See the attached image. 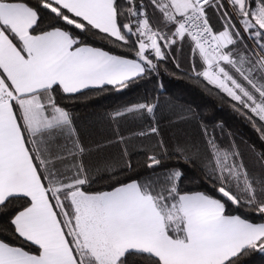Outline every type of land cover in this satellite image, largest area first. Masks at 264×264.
Returning a JSON list of instances; mask_svg holds the SVG:
<instances>
[{
  "label": "snow or ice",
  "instance_id": "obj_1",
  "mask_svg": "<svg viewBox=\"0 0 264 264\" xmlns=\"http://www.w3.org/2000/svg\"><path fill=\"white\" fill-rule=\"evenodd\" d=\"M0 264H264V0H0Z\"/></svg>",
  "mask_w": 264,
  "mask_h": 264
},
{
  "label": "trees",
  "instance_id": "obj_2",
  "mask_svg": "<svg viewBox=\"0 0 264 264\" xmlns=\"http://www.w3.org/2000/svg\"><path fill=\"white\" fill-rule=\"evenodd\" d=\"M165 82L167 87L170 91L176 92L179 94H183V99L185 100H193L195 99L197 102H202L200 100V95L198 92H193L190 90L191 86L187 84V82L180 81V80H171L169 81L168 77H165ZM203 102L206 103H212L210 99H205ZM217 114L222 115L224 119L228 122L230 126L233 127H240V125H236L233 123L230 116H228L226 113H221L219 109H217ZM243 130V129H242Z\"/></svg>",
  "mask_w": 264,
  "mask_h": 264
}]
</instances>
